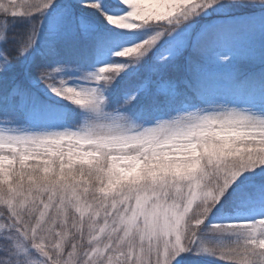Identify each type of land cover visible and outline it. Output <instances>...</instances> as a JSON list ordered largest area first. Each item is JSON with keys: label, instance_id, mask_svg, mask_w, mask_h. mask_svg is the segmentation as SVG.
I'll return each mask as SVG.
<instances>
[{"label": "snow or ice", "instance_id": "6c2138e0", "mask_svg": "<svg viewBox=\"0 0 264 264\" xmlns=\"http://www.w3.org/2000/svg\"><path fill=\"white\" fill-rule=\"evenodd\" d=\"M0 264H264V0H0Z\"/></svg>", "mask_w": 264, "mask_h": 264}]
</instances>
